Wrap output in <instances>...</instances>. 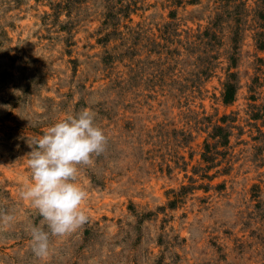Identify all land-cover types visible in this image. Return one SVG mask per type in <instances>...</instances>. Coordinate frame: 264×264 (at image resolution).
<instances>
[{
    "label": "rangeland",
    "instance_id": "374dc122",
    "mask_svg": "<svg viewBox=\"0 0 264 264\" xmlns=\"http://www.w3.org/2000/svg\"><path fill=\"white\" fill-rule=\"evenodd\" d=\"M82 109L87 221L40 259L27 141ZM0 209V264H264V0H0Z\"/></svg>",
    "mask_w": 264,
    "mask_h": 264
},
{
    "label": "clouds",
    "instance_id": "9594fccd",
    "mask_svg": "<svg viewBox=\"0 0 264 264\" xmlns=\"http://www.w3.org/2000/svg\"><path fill=\"white\" fill-rule=\"evenodd\" d=\"M94 119L93 112L82 109L27 141L31 183L22 186L19 195L41 217L39 225L29 228L32 251L40 259L49 255L51 237L64 236L87 221L81 208L87 193L76 182L79 166L90 165L92 156L102 154L107 142ZM13 221L12 214L0 209V225Z\"/></svg>",
    "mask_w": 264,
    "mask_h": 264
},
{
    "label": "trees",
    "instance_id": "16d2710c",
    "mask_svg": "<svg viewBox=\"0 0 264 264\" xmlns=\"http://www.w3.org/2000/svg\"><path fill=\"white\" fill-rule=\"evenodd\" d=\"M235 88L233 85H228L226 94H225V102H232L235 99Z\"/></svg>",
    "mask_w": 264,
    "mask_h": 264
}]
</instances>
